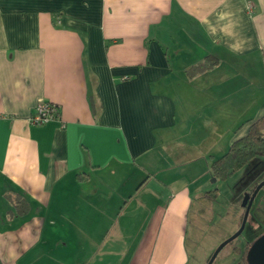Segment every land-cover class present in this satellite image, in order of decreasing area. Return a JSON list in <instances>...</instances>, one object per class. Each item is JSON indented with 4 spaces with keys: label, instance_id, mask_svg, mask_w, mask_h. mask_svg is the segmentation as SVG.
<instances>
[{
    "label": "crops",
    "instance_id": "1",
    "mask_svg": "<svg viewBox=\"0 0 264 264\" xmlns=\"http://www.w3.org/2000/svg\"><path fill=\"white\" fill-rule=\"evenodd\" d=\"M262 115L264 0H0V264H185L209 162Z\"/></svg>",
    "mask_w": 264,
    "mask_h": 264
},
{
    "label": "rangeland",
    "instance_id": "2",
    "mask_svg": "<svg viewBox=\"0 0 264 264\" xmlns=\"http://www.w3.org/2000/svg\"><path fill=\"white\" fill-rule=\"evenodd\" d=\"M227 148L223 149V152ZM222 152V153H223ZM264 180V157L256 156L226 179L205 180L213 197H193L188 213L185 235V264H206L214 248L232 235L243 216L242 198L246 190ZM245 226L240 234L223 245L212 264H244V245L264 231V185L260 187L248 209ZM235 248H238L236 251Z\"/></svg>",
    "mask_w": 264,
    "mask_h": 264
},
{
    "label": "trees",
    "instance_id": "3",
    "mask_svg": "<svg viewBox=\"0 0 264 264\" xmlns=\"http://www.w3.org/2000/svg\"><path fill=\"white\" fill-rule=\"evenodd\" d=\"M215 59L211 55L204 56V61L198 66L199 69L204 70L205 68L211 67L215 64ZM246 130V133L242 137L233 139L227 149L218 158L209 162L208 167L211 177L216 180L226 179L232 173L243 168L244 164L250 159L256 156L264 157V115L253 119ZM255 185L247 191L251 193ZM216 191L213 188L206 192V194L213 197ZM257 237L255 236L254 239ZM252 241H247L244 245L243 257L241 258L244 264H247L245 255L248 249L247 247ZM235 250L237 251L238 248H235Z\"/></svg>",
    "mask_w": 264,
    "mask_h": 264
},
{
    "label": "water",
    "instance_id": "4",
    "mask_svg": "<svg viewBox=\"0 0 264 264\" xmlns=\"http://www.w3.org/2000/svg\"><path fill=\"white\" fill-rule=\"evenodd\" d=\"M262 185H264V180L256 184V186L253 188V191L251 193L245 191L241 203V207H243V216L239 223L240 226L232 235H230L228 238L223 240V242H221L219 245H217L214 248L206 264H212V260L214 259L216 254L221 250L223 245L228 242H231L235 238V236L241 233V231L245 226L244 223L248 215V209L253 201L254 196L256 195L257 191L260 189ZM247 248L248 249L245 255V260L247 264H264V233L258 235V237L254 239Z\"/></svg>",
    "mask_w": 264,
    "mask_h": 264
},
{
    "label": "built area",
    "instance_id": "5",
    "mask_svg": "<svg viewBox=\"0 0 264 264\" xmlns=\"http://www.w3.org/2000/svg\"><path fill=\"white\" fill-rule=\"evenodd\" d=\"M247 10H250V5ZM60 116L59 105L45 100L37 103L34 113L29 117V123L42 125L50 120H60Z\"/></svg>",
    "mask_w": 264,
    "mask_h": 264
},
{
    "label": "flooded vegetation",
    "instance_id": "6",
    "mask_svg": "<svg viewBox=\"0 0 264 264\" xmlns=\"http://www.w3.org/2000/svg\"><path fill=\"white\" fill-rule=\"evenodd\" d=\"M256 186V185H255ZM250 189V188H249ZM247 191V190H246ZM264 233V231L261 233V234H263Z\"/></svg>",
    "mask_w": 264,
    "mask_h": 264
}]
</instances>
